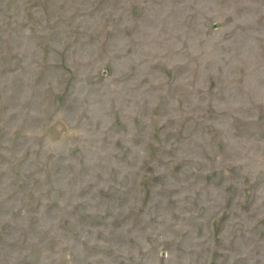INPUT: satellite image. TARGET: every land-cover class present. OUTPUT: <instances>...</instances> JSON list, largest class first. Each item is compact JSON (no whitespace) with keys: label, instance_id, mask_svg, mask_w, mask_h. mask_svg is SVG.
Masks as SVG:
<instances>
[{"label":"rangeland","instance_id":"obj_1","mask_svg":"<svg viewBox=\"0 0 264 264\" xmlns=\"http://www.w3.org/2000/svg\"><path fill=\"white\" fill-rule=\"evenodd\" d=\"M0 264H264V0H0Z\"/></svg>","mask_w":264,"mask_h":264}]
</instances>
